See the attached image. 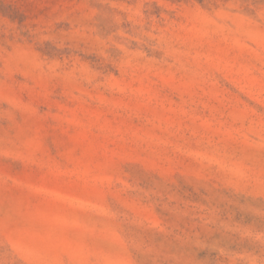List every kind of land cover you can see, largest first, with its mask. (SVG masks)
Here are the masks:
<instances>
[{"label": "rangeland", "instance_id": "374dc122", "mask_svg": "<svg viewBox=\"0 0 264 264\" xmlns=\"http://www.w3.org/2000/svg\"><path fill=\"white\" fill-rule=\"evenodd\" d=\"M0 264H264V0H0Z\"/></svg>", "mask_w": 264, "mask_h": 264}]
</instances>
